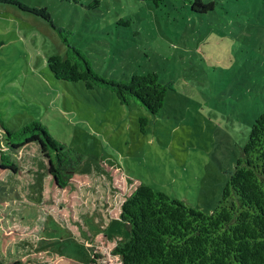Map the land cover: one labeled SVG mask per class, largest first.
I'll return each mask as SVG.
<instances>
[{"label":"rangeland","instance_id":"rangeland-1","mask_svg":"<svg viewBox=\"0 0 264 264\" xmlns=\"http://www.w3.org/2000/svg\"><path fill=\"white\" fill-rule=\"evenodd\" d=\"M69 46L111 79L157 72L171 85L161 112L58 80L48 59ZM263 112L264 0H0V154L2 121L34 120L83 154L63 188L39 145L13 176L0 168V256L122 264L125 198L144 182L213 212Z\"/></svg>","mask_w":264,"mask_h":264},{"label":"trees","instance_id":"trees-1","mask_svg":"<svg viewBox=\"0 0 264 264\" xmlns=\"http://www.w3.org/2000/svg\"><path fill=\"white\" fill-rule=\"evenodd\" d=\"M151 1L159 5L164 0ZM48 65L58 80L85 81L89 89H111L122 103L138 100L154 115L161 112L171 87L157 72L130 80L108 78L74 46H69L65 56H49ZM2 126L7 145L0 154L2 171L8 170L12 176L18 173L20 150L39 145L48 157V174L54 177L55 185L63 188L72 182L83 160L79 150L60 141L40 120L18 130L8 128L3 121ZM120 216L130 229V237L119 241L113 250L122 264H264V112L253 124L213 212L206 213L141 182L125 198ZM100 257L96 253L92 264H99ZM5 261L1 254L0 264H9Z\"/></svg>","mask_w":264,"mask_h":264},{"label":"crops","instance_id":"crops-1","mask_svg":"<svg viewBox=\"0 0 264 264\" xmlns=\"http://www.w3.org/2000/svg\"><path fill=\"white\" fill-rule=\"evenodd\" d=\"M8 180H12L11 178H9ZM7 181V180H6Z\"/></svg>","mask_w":264,"mask_h":264},{"label":"water","instance_id":"water-1","mask_svg":"<svg viewBox=\"0 0 264 264\" xmlns=\"http://www.w3.org/2000/svg\"><path fill=\"white\" fill-rule=\"evenodd\" d=\"M55 180H56V178H55Z\"/></svg>","mask_w":264,"mask_h":264}]
</instances>
